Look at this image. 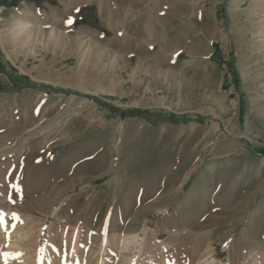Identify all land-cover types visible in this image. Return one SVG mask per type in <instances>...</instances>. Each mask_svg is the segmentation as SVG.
I'll list each match as a JSON object with an SVG mask.
<instances>
[{
    "label": "rangeland",
    "instance_id": "1",
    "mask_svg": "<svg viewBox=\"0 0 264 264\" xmlns=\"http://www.w3.org/2000/svg\"><path fill=\"white\" fill-rule=\"evenodd\" d=\"M0 216V264H264V0H0Z\"/></svg>",
    "mask_w": 264,
    "mask_h": 264
},
{
    "label": "snow or ice",
    "instance_id": "2",
    "mask_svg": "<svg viewBox=\"0 0 264 264\" xmlns=\"http://www.w3.org/2000/svg\"><path fill=\"white\" fill-rule=\"evenodd\" d=\"M69 23H71V21H68ZM12 218L14 219V220H18L19 218H18V216H16V214H13V216H12ZM3 218H2V216H0V226H2L3 225ZM6 255V254H5Z\"/></svg>",
    "mask_w": 264,
    "mask_h": 264
},
{
    "label": "trees",
    "instance_id": "3",
    "mask_svg": "<svg viewBox=\"0 0 264 264\" xmlns=\"http://www.w3.org/2000/svg\"><path fill=\"white\" fill-rule=\"evenodd\" d=\"M14 78V80L18 81L19 79H22L21 77H18V76H12ZM26 81H28L27 79H25ZM95 98V97H93ZM96 99V98H95Z\"/></svg>",
    "mask_w": 264,
    "mask_h": 264
},
{
    "label": "bare ground",
    "instance_id": "4",
    "mask_svg": "<svg viewBox=\"0 0 264 264\" xmlns=\"http://www.w3.org/2000/svg\"><path fill=\"white\" fill-rule=\"evenodd\" d=\"M8 248H9V246H8ZM8 250V249H7ZM184 253V252H183ZM6 254V253H5ZM9 254V253H8ZM6 257H7V255H6ZM7 261V262H6ZM6 262V264H9L10 262L8 261V260H5L3 263H5ZM9 262V263H8Z\"/></svg>",
    "mask_w": 264,
    "mask_h": 264
}]
</instances>
